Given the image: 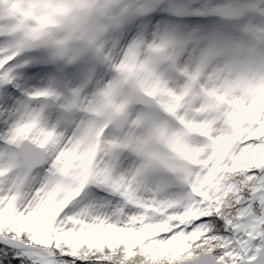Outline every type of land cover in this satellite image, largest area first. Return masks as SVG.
Masks as SVG:
<instances>
[{"label":"snow or ice","instance_id":"1","mask_svg":"<svg viewBox=\"0 0 264 264\" xmlns=\"http://www.w3.org/2000/svg\"><path fill=\"white\" fill-rule=\"evenodd\" d=\"M0 264H264V0H0Z\"/></svg>","mask_w":264,"mask_h":264}]
</instances>
